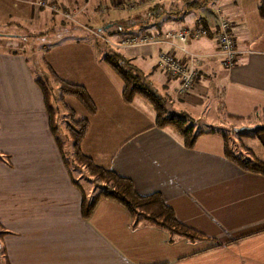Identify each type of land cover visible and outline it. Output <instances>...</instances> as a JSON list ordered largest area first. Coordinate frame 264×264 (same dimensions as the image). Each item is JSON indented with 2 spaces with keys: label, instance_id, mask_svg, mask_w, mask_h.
I'll return each mask as SVG.
<instances>
[{
  "label": "crops",
  "instance_id": "0c3cea01",
  "mask_svg": "<svg viewBox=\"0 0 264 264\" xmlns=\"http://www.w3.org/2000/svg\"><path fill=\"white\" fill-rule=\"evenodd\" d=\"M129 1L108 0L101 8L122 11L121 3ZM181 1L173 0V12L164 10L167 14L156 13L155 18L145 14L150 6L140 12L143 8L139 5V11L126 16L117 30L138 35L136 30L146 22H157L161 27L163 16L170 15L173 28L162 25L163 31L155 34L204 25L209 31L206 38L176 45L198 61V78L189 92L175 95L177 82L159 76L161 87L169 88L173 95L169 111L185 116L193 128L207 114L222 125L232 122L224 118L225 113L249 117L238 123L255 127L258 117H264V17L258 14L260 0H214L218 5L213 8L208 6L213 0H190L183 7ZM37 2L64 11L57 3L71 4L74 12H67L73 18L80 17L82 11L73 0H0V4L29 15L32 22L45 24L47 32L55 28L54 21L66 20L37 8ZM98 13L105 14L100 9ZM221 18L230 24L237 51L228 70L220 67L212 38ZM63 25L60 31L71 33V39L43 45L40 59L45 72L47 65L61 81L85 92L95 107L89 116L73 105L74 100L64 99L79 118L87 120L80 143L82 155L95 166L129 179L138 195L159 194L179 223L209 240L174 238L169 243L166 233L155 227L141 224L132 229L126 210L109 200H99L83 219L81 191L86 198L92 192L85 193L71 184L50 131L41 92L34 83L36 78L23 53L8 44L19 37L0 35V154L8 157V164L0 161V232L5 233L0 249L6 263L264 264V175L243 171L225 159L218 135H202L193 148L186 149L172 129L155 128L154 113L134 103L141 98L130 104L122 101V87L113 83L106 67L99 63L88 34ZM122 33L116 37L126 36ZM117 47L130 65H147L156 52L155 46ZM173 53L183 58L178 49ZM153 70L150 67L148 74L155 75ZM192 112L198 114L197 119ZM244 139L250 143L246 148L253 157L264 162V133Z\"/></svg>",
  "mask_w": 264,
  "mask_h": 264
},
{
  "label": "trees",
  "instance_id": "16d2710c",
  "mask_svg": "<svg viewBox=\"0 0 264 264\" xmlns=\"http://www.w3.org/2000/svg\"><path fill=\"white\" fill-rule=\"evenodd\" d=\"M162 8V4L155 3L146 10L145 14L154 17L156 13L165 12ZM258 14L261 18L264 17V0H260ZM103 25L100 29H97V32L92 31L93 34L97 35H92L94 40L98 39L96 37L99 34L101 37H103L102 35L110 34L108 29L105 28L106 25ZM120 25L116 23L115 35L122 33L123 30H117ZM200 26L205 28L202 24ZM149 28H156V33H161L158 23L153 21L151 23L146 22L143 26H140L136 33H148L150 32ZM133 35L137 36L136 34ZM102 43L105 46L103 52L98 53L95 50L99 63L110 69L121 81L120 97L124 103L130 104L136 97L145 100L153 109V126L157 129H172L181 140L182 146L186 149L193 148L196 140L202 135H218L222 141V153L225 159L243 171L264 175V162L253 157L251 152L241 143L244 138L255 137L260 133H264V126H255L242 131L232 130L231 132L217 130L212 127H208L205 130L193 128L185 116L175 114L166 108L163 98L143 83L139 74L131 68L129 60L118 50L108 48L103 41ZM45 69L44 79H35L34 83L41 92L50 131L54 137L66 173L70 178L71 184L79 188V190L81 188L78 181L79 178L74 179L73 173L83 175V182L98 189L90 198H86L80 190L82 197L81 217L86 219L99 200H109L126 210L131 219L130 226L132 229L141 224L155 227L166 233L169 243H172L174 238H182L188 242L209 240L202 233L179 223L172 210L165 205L159 194L138 195L129 179L119 176L112 170H104L95 166L91 160L82 155L80 143L87 129V120L77 118L75 113L64 103V99L70 98L74 100L89 116L95 113V107L80 88L61 81L47 65ZM57 103L62 106L65 111L64 116L67 119L65 137L70 142L68 155L64 151L63 141L58 136L59 128L56 125ZM224 118L233 122L249 119V117L243 118L226 113ZM233 137H235L236 145L233 144ZM0 161L8 164V157L0 154ZM4 234V232H0V239ZM216 245H219V243H216ZM0 264H7L2 248L0 249Z\"/></svg>",
  "mask_w": 264,
  "mask_h": 264
},
{
  "label": "rangeland",
  "instance_id": "374dc122",
  "mask_svg": "<svg viewBox=\"0 0 264 264\" xmlns=\"http://www.w3.org/2000/svg\"><path fill=\"white\" fill-rule=\"evenodd\" d=\"M75 1V3L78 5L79 8L82 9L81 13L79 14L80 17H74L72 19L73 22L71 21H62L63 23L59 22V21H54V27L53 31L51 32H47L45 31V24L41 25L36 24L34 22H32V20L30 19L29 15H27L26 13H18L16 11H14L13 9H11L9 6H6L4 3L0 4L1 6V10H0V35L2 36H11V35H15L17 37H19V40H11L10 43V48H12L13 50L23 53V55L27 58V61L29 63V69L31 70V73L33 74V76L36 79H44L45 77V71H44V65L41 62V53H42V46L46 45V44H51V43H55L56 41H66V40H70L72 37V34H68L66 31L62 32V30L60 31V27L64 28L63 24H66L65 26L68 27L67 29L70 28H74V30H76V32L78 34H83V31L86 32V36H88L89 41L91 42V44H93V46L95 47V50L98 51V53L103 52V48L104 43H106V46L108 48L111 49H115V50H119L120 49L117 47V45L119 44V38H117L114 34L115 30H116V23L121 24L122 20L126 19V16H132L134 14H136L139 10L138 7L140 5V7H142L143 9L140 11H144L146 10L149 6H151L154 3H158V4H162L163 5V10L165 11H169L171 10L173 12V0H143L139 1V0H131L127 3L122 2L120 9L122 11H116V12H111V10H107L106 13L104 15H101L98 13V10L103 7L106 6V4L108 3V0H73ZM190 1V0H184V2H180V6L183 7V3ZM201 0H198V2ZM142 2V3H140ZM218 4L216 2H214V0L209 3V7L213 8L215 6H217ZM58 7H63L65 10L67 11H72L74 12V8L71 4H65V6L61 3H57ZM113 6V5H112ZM116 6V5H115ZM132 7L130 10L128 9V7ZM3 7V8H2ZM119 8V7H118ZM164 14H167L165 12H163ZM9 17H11L12 19H9ZM173 16H163V18L161 19L160 23L163 26H169L170 28H173ZM87 18V19H86ZM157 19V18H156ZM171 20V22H170ZM47 22H49V18L46 19ZM150 22V21H149ZM148 22V23H149ZM106 23H108V32L110 34L105 35L104 37L109 40L104 39L103 37L100 36V34L98 35V41L94 40L93 37L90 35L89 31H94L91 30L89 28H93V29H100L102 26H104L103 24L106 25ZM48 24V23H47ZM115 24V25H112ZM161 25L160 30L163 31V26ZM79 28V29H78ZM85 28H88L89 30H85ZM83 31H82V30ZM166 28H164L165 31ZM169 30V28H167ZM166 29V30H167ZM44 30V31H43ZM156 28H149L150 32H156L155 31ZM171 30V29H170ZM95 32V31H94ZM122 35H131L129 33H122ZM102 40V41H101ZM103 44V45H102ZM155 54L152 55L151 57H149L148 60V64L147 65H140L137 63H133L131 64V68H133L136 73L139 74V77L142 79L143 83L146 84L150 89H152L157 95L161 96L163 98V103L166 106V108L169 110V101L171 100V96H173L170 93L169 88H162L161 84L163 81H161V78L164 79L162 73L160 72V70L158 68H156L157 66V54L159 51H165V48H159V47H155ZM150 67H153L154 70V74L149 75L148 74V69H150ZM139 70V71H138ZM106 71L107 74L110 76L111 80L113 81V83H115L116 86L122 87V83L119 80V78L110 70L106 67ZM157 76V77H156ZM161 76V78L159 77ZM159 77V78H158ZM52 85V84H51ZM53 87V86H52ZM218 96V95H217ZM72 101V100H71ZM73 105H77L75 103V101H72ZM134 103L137 107L148 111V113H153V109L152 107L146 102L143 101L142 99H135ZM220 105V104H219ZM57 115H56V125L59 128V133L58 136L60 137V139L63 141V146H64V151L66 153V155L69 154V146H70V142L69 140L65 137L66 131H65V124L67 122V119L65 118L64 114L65 111L62 109V106L60 104L57 103ZM68 106V105H67ZM218 110V107H217ZM77 118H79L78 114H75ZM191 116L194 119L198 118V114L192 112ZM201 120L198 121L197 123H195V129H201L204 130L207 127L211 126L214 127V129L217 130H221V131H226V132H231L232 130H239L241 128H249V123H238V122H227L225 123V125H222L221 122H219L218 120H214L213 115L212 114H207V117L205 119L200 118ZM258 125L256 126H261L262 124H264V117L259 116L258 117ZM234 125L233 127L230 125ZM238 126V127H237ZM237 127V128H236ZM236 128V129H235ZM219 140V139H218ZM233 144L236 145L235 143V137H233ZM241 143L246 147L250 146V143L247 140H242ZM73 177L74 179L79 178V184L81 189L85 192L88 193V190L90 192H92L91 194H94L98 191L97 187H92L91 185L85 183L82 181L83 175H78L77 173H73ZM90 188V189H89Z\"/></svg>",
  "mask_w": 264,
  "mask_h": 264
},
{
  "label": "built area",
  "instance_id": "2783aa9c",
  "mask_svg": "<svg viewBox=\"0 0 264 264\" xmlns=\"http://www.w3.org/2000/svg\"><path fill=\"white\" fill-rule=\"evenodd\" d=\"M37 8H44L48 11L59 15L66 20H72L73 14L55 7L45 2H37L34 4ZM132 7H128L130 10ZM118 10V8H112ZM108 9L100 8V13H106ZM97 36L96 34H93ZM209 31L202 26L192 28L181 27L176 31H166L163 34H155L154 32L141 33L137 36L126 35L119 39V47L134 48L139 46H155L165 48V51H159L157 54V68L160 72L170 80L177 82L174 88V94L177 96L185 95L192 88L198 78L196 67L197 59L176 45H184L187 41H197L206 38ZM215 42L220 67L224 70L230 69L237 57L235 41L231 33V27L227 20L221 18L218 20L217 29L212 34ZM178 49L183 58H178L173 53V49Z\"/></svg>",
  "mask_w": 264,
  "mask_h": 264
},
{
  "label": "water",
  "instance_id": "95a60500",
  "mask_svg": "<svg viewBox=\"0 0 264 264\" xmlns=\"http://www.w3.org/2000/svg\"><path fill=\"white\" fill-rule=\"evenodd\" d=\"M107 27H108V25L105 26V28H107ZM243 129H249V128H241V129H239V130H237V131H242Z\"/></svg>",
  "mask_w": 264,
  "mask_h": 264
}]
</instances>
